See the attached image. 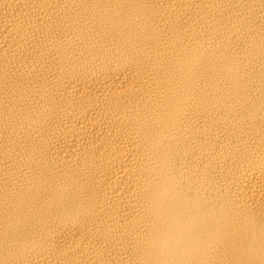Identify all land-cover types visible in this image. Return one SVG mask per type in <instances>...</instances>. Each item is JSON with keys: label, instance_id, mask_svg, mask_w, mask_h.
Returning a JSON list of instances; mask_svg holds the SVG:
<instances>
[{"label": "bare ground", "instance_id": "1", "mask_svg": "<svg viewBox=\"0 0 264 264\" xmlns=\"http://www.w3.org/2000/svg\"><path fill=\"white\" fill-rule=\"evenodd\" d=\"M0 264H264V0H0Z\"/></svg>", "mask_w": 264, "mask_h": 264}]
</instances>
